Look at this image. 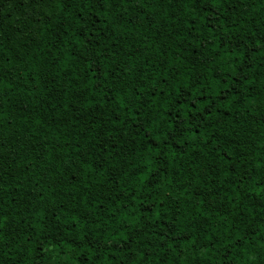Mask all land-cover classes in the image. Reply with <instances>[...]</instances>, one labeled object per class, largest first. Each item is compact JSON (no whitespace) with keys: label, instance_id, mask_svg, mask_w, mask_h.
<instances>
[{"label":"trees","instance_id":"16d2710c","mask_svg":"<svg viewBox=\"0 0 264 264\" xmlns=\"http://www.w3.org/2000/svg\"><path fill=\"white\" fill-rule=\"evenodd\" d=\"M0 264H264V0H0Z\"/></svg>","mask_w":264,"mask_h":264}]
</instances>
